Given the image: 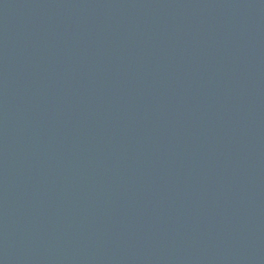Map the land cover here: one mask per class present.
<instances>
[{"label":"water","instance_id":"95a60500","mask_svg":"<svg viewBox=\"0 0 264 264\" xmlns=\"http://www.w3.org/2000/svg\"><path fill=\"white\" fill-rule=\"evenodd\" d=\"M0 264H264V0H0Z\"/></svg>","mask_w":264,"mask_h":264}]
</instances>
